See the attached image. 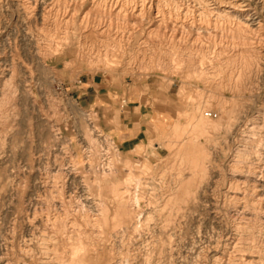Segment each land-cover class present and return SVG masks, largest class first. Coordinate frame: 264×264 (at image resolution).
<instances>
[{
    "label": "rangeland",
    "instance_id": "1",
    "mask_svg": "<svg viewBox=\"0 0 264 264\" xmlns=\"http://www.w3.org/2000/svg\"><path fill=\"white\" fill-rule=\"evenodd\" d=\"M30 1L0 0V264H264V182L242 192L264 161V0H154L86 38L65 0ZM121 126L151 137L123 153Z\"/></svg>",
    "mask_w": 264,
    "mask_h": 264
},
{
    "label": "bare ground",
    "instance_id": "2",
    "mask_svg": "<svg viewBox=\"0 0 264 264\" xmlns=\"http://www.w3.org/2000/svg\"><path fill=\"white\" fill-rule=\"evenodd\" d=\"M52 1V0H51ZM154 0H65L63 3H60L59 1H55L54 3H51V7H55L56 5L60 6L62 4V21H64V24L66 25V29L69 26V33L72 31L79 32V38H86L87 36L93 34L94 32H108L113 27L112 18L118 19L119 16L123 15V20L126 19L127 21V28L130 29L128 24H134L139 18L149 19L151 14V7L154 4ZM218 1V0H217ZM30 5L33 6L37 5V0H32L28 2ZM49 3V4H50ZM87 3V5H85ZM27 4V3H26ZM231 7L239 13H247L249 10L248 5L244 3L242 0H232L230 2ZM50 6V5H48ZM230 6V5H229ZM57 8V7H56ZM48 9V8H47ZM46 9V10H47ZM60 9V8H59ZM58 9V10H59ZM56 10V9H55ZM57 10V11H58ZM213 10V9H212ZM30 11V10H29ZM54 12V11H53ZM56 12H54L55 14ZM164 15V14H163ZM168 15V14H167ZM177 15V14H176ZM206 16V15H205ZM55 17H58L57 13L55 14ZM106 17V18H105ZM108 18V19H107ZM185 18V17H184ZM14 19V18H13ZM29 21V20H28ZM54 21V20H53ZM130 21V23L128 22ZM161 21V20H160ZM117 22V21H116ZM120 22V21H119ZM125 22V21H124ZM140 23V21H138ZM142 22V21H141ZM158 22V20H157ZM155 23V21H154ZM121 24V23H120ZM115 25V24H114ZM136 26V25H135ZM65 27V26H64ZM119 27V26H118ZM137 27V26H136ZM151 27V26H150ZM126 28V30H127ZM134 28V27H133ZM59 29V28H58ZM114 30V29H113ZM121 30V29H120ZM53 31V30H52ZM64 31V30H63ZM116 31V30H115ZM129 31V30H128ZM39 32V30H38ZM114 32V31H113ZM132 32V31H130ZM150 32V31H149ZM65 33V32H63ZM68 33V32H67ZM66 33V34H67ZM125 33V32H124ZM107 34V33H106ZM105 34V35H106ZM120 34V33H119ZM129 34V33H128ZM244 34V33H243ZM65 36V34H63ZM62 35V36H63ZM117 35V34H116ZM64 38H67L65 36ZM38 39V38H37ZM84 40V39H83ZM39 42V41H38ZM37 42V43H38ZM51 43V42H50ZM144 43V42H143ZM80 46H85L84 41L79 43ZM92 49V48H91ZM3 57V56H2ZM0 64H1V58H0ZM1 66V65H0ZM15 66V65H14ZM13 67V66H12ZM10 81V80H9ZM7 99V98H6ZM264 119V118H263ZM97 133V136H102L100 131H95ZM111 140V139H110ZM94 141V140H93ZM241 151V150H240ZM90 156V155H89ZM240 156V155H239ZM264 160V158H263ZM233 162V161H232ZM234 164V163H233ZM101 166V165H100ZM234 166V165H233ZM235 168V167H234ZM249 168V167H248ZM247 168V169H248ZM66 169V168H65ZM243 170V169H242ZM63 172V171H62ZM237 172V174H235ZM243 172V171H242ZM242 172L235 171L234 175H239ZM67 173V172H66ZM247 174L250 178H247L246 181H243L242 187H243V197L247 192L252 191L257 195L256 193L261 191L263 188V182H264V161L259 163L258 165L254 166L253 168L249 169L247 171ZM249 181H252L251 184H249ZM101 184V182H100ZM241 188V187H239ZM237 189V188H236ZM240 190V189H239ZM251 194V193H250ZM234 197V196H233ZM258 198V197H257ZM237 199V198H236ZM259 199V198H258ZM263 199V198H262ZM239 200H241L239 198ZM261 200V199H259ZM93 201V200H92ZM258 201V200H257ZM97 204H99V216L104 217L107 213L108 207L106 203V199H99L98 201H95ZM261 202V201H260ZM253 203V202H252ZM259 203V201H258ZM261 204V203H260ZM257 205V204H256ZM236 206V205H235ZM242 207V206H241ZM53 209V208H52ZM244 209V208H243ZM242 209V210H243ZM82 210V209H81ZM245 210V209H244ZM45 211V210H44ZM241 211V210H240ZM238 212V211H237ZM243 212V211H242ZM235 213V212H234ZM233 213V214H234ZM240 213V212H238ZM236 214V213H235ZM37 215V214H36ZM239 215V214H238ZM85 216V215H84ZM36 220V219H35ZM92 220H97L96 216ZM15 222V221H14ZM71 222V221H70ZM73 222V221H72ZM94 223V222H93ZM92 223V224H93ZM30 225V224H29ZM84 225V224H83ZM263 226V225H262ZM261 226V227H262ZM243 228V227H242ZM98 229V228H97ZM77 230V229H76ZM97 231V230H96ZM97 234V233H96ZM99 238V237H98ZM237 240V239H236ZM43 242V241H42ZM226 243H224L225 247L228 249L224 250L225 254L227 255V260H230V257L232 258L234 253H232L236 247L237 241H235L234 237L226 240ZM24 243V242H23ZM29 243V242H27ZM40 243V242H39ZM39 246V245H38ZM8 247V246H7ZM82 247V246H81ZM29 249V248H28ZM88 250V248H87ZM247 250V249H246ZM31 251V250H30ZM74 252V251H73ZM111 253V252H110ZM24 255V254H23ZM223 255V253H222ZM27 256V255H26ZM81 256V255H80ZM222 257V256H221ZM251 260H254L255 256H250ZM26 258V257H25ZM249 262L250 259H247ZM46 261V260H45ZM247 261V262H248ZM255 262V261H254ZM20 263V262H19ZM222 263V262H221ZM43 264V262H42ZM121 264V263H120Z\"/></svg>",
    "mask_w": 264,
    "mask_h": 264
},
{
    "label": "crops",
    "instance_id": "3",
    "mask_svg": "<svg viewBox=\"0 0 264 264\" xmlns=\"http://www.w3.org/2000/svg\"><path fill=\"white\" fill-rule=\"evenodd\" d=\"M85 95L89 96V103L94 104L95 99L98 98L96 89L93 84H89L85 88ZM111 134L119 147H121L122 152H130L136 147L143 145L148 142L151 137V130L149 128H122L121 127H112Z\"/></svg>",
    "mask_w": 264,
    "mask_h": 264
},
{
    "label": "built area",
    "instance_id": "4",
    "mask_svg": "<svg viewBox=\"0 0 264 264\" xmlns=\"http://www.w3.org/2000/svg\"><path fill=\"white\" fill-rule=\"evenodd\" d=\"M125 101H123V103H124Z\"/></svg>",
    "mask_w": 264,
    "mask_h": 264
}]
</instances>
